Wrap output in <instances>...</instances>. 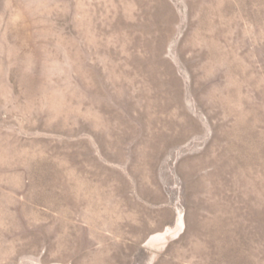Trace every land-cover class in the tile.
<instances>
[{
	"label": "rangeland",
	"instance_id": "obj_1",
	"mask_svg": "<svg viewBox=\"0 0 264 264\" xmlns=\"http://www.w3.org/2000/svg\"><path fill=\"white\" fill-rule=\"evenodd\" d=\"M0 264H264V0H0Z\"/></svg>",
	"mask_w": 264,
	"mask_h": 264
}]
</instances>
